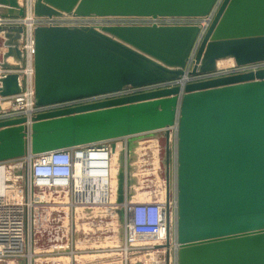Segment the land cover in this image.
Segmentation results:
<instances>
[{"label": "water", "instance_id": "95a60500", "mask_svg": "<svg viewBox=\"0 0 264 264\" xmlns=\"http://www.w3.org/2000/svg\"><path fill=\"white\" fill-rule=\"evenodd\" d=\"M215 1L35 0L34 13L204 16ZM24 13L19 0H0V16ZM22 30L0 27L1 67H21ZM199 31L195 24L36 26V106L142 90L38 112L30 126L25 116L0 117V161L131 137L127 156L124 142L112 144L113 151L119 147L116 209L122 217L119 204L134 181L127 164L132 138L161 131L168 218L176 127L177 264H264V68L216 74L221 59L264 61V0H223L187 69ZM21 90L17 72L0 77V96Z\"/></svg>", "mask_w": 264, "mask_h": 264}, {"label": "built area", "instance_id": "2783aa9c", "mask_svg": "<svg viewBox=\"0 0 264 264\" xmlns=\"http://www.w3.org/2000/svg\"><path fill=\"white\" fill-rule=\"evenodd\" d=\"M222 1L216 0L209 13L204 16H159L154 18L151 16L78 17L67 13L36 16L34 13L35 0H19L24 7V15L0 16V27L22 26L19 46L23 55V63L16 70L1 67L3 53L6 51L4 46L0 58V77L9 72H17L21 80L22 90L11 96H0V100L12 98L14 101V107L11 110L3 109L0 104L2 108L0 117L25 116L28 119L26 124L30 126L31 117L38 112L103 100L142 90V88L128 87L116 93L36 106L34 100V30L36 26L80 24L98 26L106 24V20L116 22V19L118 22L110 24H195L199 26L200 31L187 63V69H190L198 47ZM259 68H264V61L245 65H237L233 61L229 69L222 68L224 70H220L218 68L216 74L247 72ZM203 77L205 75L199 76V78ZM175 135L176 127H172L173 182L168 201V218L166 198L163 201H158L152 200V198H142L139 193H131L129 199L128 192H131L128 190L129 187L124 202L119 204L124 220L125 250L137 248L138 244L142 242H150L149 244L152 246H149L148 249L156 251L161 256L160 263L162 264H177V253L180 247L177 239L178 203ZM129 139L130 137L103 140L38 154L29 153L22 157L0 161V264H37L40 262L38 261L40 257L37 256L40 254L38 252L40 250L44 251L43 253H53L54 258L55 254H58L57 257L68 254L71 256L70 264H76L75 250L70 240H62L64 236L67 237L70 233L69 226L62 235L57 234L58 238L55 239V244L43 249L37 248V243L40 244L41 241L39 234L42 216L44 211H47L46 205L51 203L47 198L46 190L55 189L67 193L68 199L57 198L58 201L55 200L54 203L61 204L56 210L58 214L61 213V208L67 207L71 218H77L79 213L88 212L96 206L117 207V187L114 188L111 182L109 183L112 178V144L119 140L124 142L125 155H127ZM113 197H115L114 203L111 202ZM55 222L56 224L61 222V225L64 226L62 218L58 215L55 216ZM56 261L59 260L54 262ZM56 263L59 264L60 262Z\"/></svg>", "mask_w": 264, "mask_h": 264}, {"label": "rangeland", "instance_id": "374dc122", "mask_svg": "<svg viewBox=\"0 0 264 264\" xmlns=\"http://www.w3.org/2000/svg\"><path fill=\"white\" fill-rule=\"evenodd\" d=\"M114 20H106V24L116 23ZM226 67H219L220 70L229 69L231 62H226ZM228 65V66H227ZM0 104L3 109L11 110L14 107L12 98L1 99ZM1 108V109H2ZM132 159L127 164H131L130 176L134 180L131 184L133 193H139L142 198H152V200L163 201L166 198L165 179V140L161 131L144 133L132 138ZM127 156V155H125ZM126 164V165H127ZM126 165H124L126 167ZM128 172V171H127ZM172 186V185H171ZM151 193V195H150ZM50 204H47L40 223L41 232L40 244L37 248L43 249L55 244L58 233L62 235L69 226L70 233L63 237L65 241L69 239L75 250L76 264H162L161 256L152 249L148 243L142 242L138 247L125 250L124 248V220L119 216L117 207H92L88 212H81L77 218H71L70 211L61 208L58 214L56 211L61 204L54 203L57 198L68 199L67 193L58 190H46ZM114 198V199H113ZM111 200L115 201V197ZM141 198V197H139ZM44 208V209H45ZM60 216L64 226L56 224L55 216ZM51 219V220H50ZM43 231V232H42ZM66 233V232H65ZM42 246V247H40ZM149 244V245H147ZM143 247V248H142ZM142 248V249H141ZM40 258L37 264H70L71 256L63 254L61 257L53 253H43L38 251ZM55 260H59L54 262ZM74 263V262H73Z\"/></svg>", "mask_w": 264, "mask_h": 264}, {"label": "bare ground", "instance_id": "6f19581e", "mask_svg": "<svg viewBox=\"0 0 264 264\" xmlns=\"http://www.w3.org/2000/svg\"><path fill=\"white\" fill-rule=\"evenodd\" d=\"M1 40V39H0ZM11 58V57H10ZM9 59V58H8ZM14 61V60H12ZM11 61V62H12ZM226 62H231L230 64H228L229 66L232 65L233 63V59L232 58H228V59H221L218 61V68L219 67H226ZM227 65V66H228ZM120 160H119V147L117 146L115 148V150L113 151V156H112V166H111V171H112V178L109 180V183L111 182L112 186L115 188L118 185V178H117V174L120 171ZM100 198V197H98Z\"/></svg>", "mask_w": 264, "mask_h": 264}, {"label": "crops", "instance_id": "0c3cea01", "mask_svg": "<svg viewBox=\"0 0 264 264\" xmlns=\"http://www.w3.org/2000/svg\"><path fill=\"white\" fill-rule=\"evenodd\" d=\"M0 58L2 57V51L4 50V45H3V40H4V37H3V35L2 34H0ZM12 60H14L12 57L10 58L9 57V59H7V61L8 62H11ZM13 62V61H12ZM11 62V63H12ZM130 139H131V137H130ZM129 139V140H130ZM132 189V186L130 185L129 186V189L128 190H131ZM131 192H132V190H131ZM131 192H130V196H131ZM130 196H129V192H128V198L130 199Z\"/></svg>", "mask_w": 264, "mask_h": 264}]
</instances>
